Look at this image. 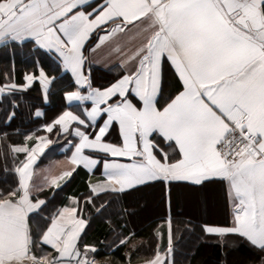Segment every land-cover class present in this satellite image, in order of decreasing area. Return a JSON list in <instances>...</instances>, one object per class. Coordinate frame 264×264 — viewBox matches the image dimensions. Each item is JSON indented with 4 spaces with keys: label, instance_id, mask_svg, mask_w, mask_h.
Returning a JSON list of instances; mask_svg holds the SVG:
<instances>
[{
    "label": "snow or ice",
    "instance_id": "obj_1",
    "mask_svg": "<svg viewBox=\"0 0 264 264\" xmlns=\"http://www.w3.org/2000/svg\"><path fill=\"white\" fill-rule=\"evenodd\" d=\"M29 45L37 58L22 80L14 62L0 73L5 126L34 85L47 102L62 84L66 104L37 129L46 134L0 147V264H177L171 215L142 255L126 222L105 250L87 241L92 213L157 186L170 211L173 188L216 183L231 220L200 224L202 237L264 264V0H0V48ZM105 45L119 71L98 84L92 56ZM60 141L68 166L37 185L39 157ZM85 170V191L50 206L45 190Z\"/></svg>",
    "mask_w": 264,
    "mask_h": 264
},
{
    "label": "trees",
    "instance_id": "obj_2",
    "mask_svg": "<svg viewBox=\"0 0 264 264\" xmlns=\"http://www.w3.org/2000/svg\"><path fill=\"white\" fill-rule=\"evenodd\" d=\"M36 58L30 45L22 49H15L14 55L13 49L0 48V73L12 70L14 62L16 77L22 80L24 72L32 70V65ZM39 59L45 70L51 72L54 67L51 58L47 55H41ZM118 71L117 66L109 69L93 66L92 75L96 83L103 84L112 80ZM69 77L70 74L65 76V82ZM62 87L63 85L58 83L56 89L50 95V103L45 105L38 86L34 85L33 89L21 100L16 118L7 127L5 126L4 116L9 107L7 102L0 104V134L3 132L9 134L7 141L0 145V147L7 149L8 144H21L24 142V136L28 133L43 134L38 132L37 129L41 127L46 119L50 120L55 117L65 105V101H63L61 96ZM37 108L44 114L39 118L34 115ZM60 143L62 144L63 142L60 141ZM57 145L58 143H55V147ZM4 161V154L0 151V177L4 176ZM8 164L11 167L10 156L8 157ZM85 183L86 175L80 172L76 176V179L74 176L73 180L63 188V191H56L54 196L51 192L46 191L51 201L50 206L57 207L66 196L84 192ZM3 186L2 180H0V187ZM145 193L146 191L125 196L118 201L114 200L111 207L103 215H96L93 211L91 226L86 240L96 242L101 250H105L116 239V235L120 231L118 226L126 222V230L134 231L137 234V244H142L143 246L142 255H150L154 242L152 239L153 230L163 222L165 212L162 211L160 205L159 207L154 206V201L151 197H144L143 194ZM136 198H139L140 204L144 203L146 205V207L144 206L142 210L140 209L137 212L132 207L134 204L137 205L135 203ZM142 198L143 200H140ZM105 199L110 198L105 197ZM100 202L99 200L97 201V203ZM184 215L182 212L175 211L174 213L173 226L176 235H178L175 246L178 249H182H176L175 259L177 264H225L226 260H228V264H247V261L250 259V253L245 248L236 246L235 250H233V246L229 247L227 255L224 256L223 248L217 244H209L204 241L199 227L200 224L186 223L182 219ZM109 220L111 223L108 222ZM184 252H188V254ZM119 255H122V253H117V256Z\"/></svg>",
    "mask_w": 264,
    "mask_h": 264
},
{
    "label": "crops",
    "instance_id": "obj_3",
    "mask_svg": "<svg viewBox=\"0 0 264 264\" xmlns=\"http://www.w3.org/2000/svg\"><path fill=\"white\" fill-rule=\"evenodd\" d=\"M95 38L96 37L94 34L92 42L95 41ZM92 59H93V66L103 69H109L111 67H115L119 63L118 54L112 52L108 45L102 46L100 49H98L96 53L93 54ZM49 103H50V98L47 102L44 101L45 105H48ZM52 139L55 141V137H52ZM60 144L61 143H58V145L56 146L57 148L55 147V143L49 145V148L45 150V153L39 157L37 161V165L35 166L36 173L34 176V182L37 185H40L43 182V177L45 175L59 174L60 171H62L64 168L68 166L66 155L62 150ZM67 155H70V153H68ZM101 171H97L96 175L92 177V179L93 180L100 179ZM80 172H83L85 174L86 170ZM74 176L76 179L77 175L74 174ZM88 178H89L88 175H86V183H85L84 191L86 189ZM149 190L150 189H146L145 190L146 193ZM45 191H47V189ZM191 193H196V194L198 193L199 196L197 195L193 197L192 195H190ZM201 193L203 195L200 196ZM33 194L34 195L37 194L35 190ZM79 194H81V192H79L78 194H70L66 196L64 200L61 202V204H59L57 207H59L62 204L68 203L67 197L72 195H79ZM162 211L165 212L164 219H166L169 215H171L172 220H174L175 211L180 213L182 212L185 214L182 218L183 221L191 224H202L204 222H208L211 224H222L226 219L229 222L231 220V209L226 202V190L225 187L220 183L211 184L204 188H199L196 186H183V187L173 188L171 209L169 211L166 200H163ZM173 230L175 235L174 243H176V239H178V235H176L175 233L174 226H173ZM203 239L209 244L211 243L216 244L214 240H210L206 238ZM232 248L233 250H235L236 246H233ZM176 249L182 250L178 248ZM184 253L188 254V252H184ZM227 253L228 250L223 249L224 256H226Z\"/></svg>",
    "mask_w": 264,
    "mask_h": 264
},
{
    "label": "rangeland",
    "instance_id": "obj_4",
    "mask_svg": "<svg viewBox=\"0 0 264 264\" xmlns=\"http://www.w3.org/2000/svg\"><path fill=\"white\" fill-rule=\"evenodd\" d=\"M190 195H192L193 197L194 196H199V194L197 193H191ZM203 195L202 193L200 194V196ZM144 197L148 198V197H151L152 200H154V206H158L160 205V208L163 209V200H162V194H161V189L159 186L155 187V188H151L147 193L143 194ZM140 200H143L140 199ZM136 204L137 205H132V207L134 208V210L137 212L138 210H142L144 208V206L146 207V205L143 203V204H140L141 202H139V198H136L135 200ZM227 259V258H226ZM227 264H228V260H226ZM222 264V263H221Z\"/></svg>",
    "mask_w": 264,
    "mask_h": 264
}]
</instances>
